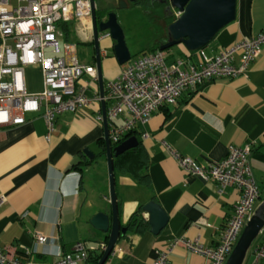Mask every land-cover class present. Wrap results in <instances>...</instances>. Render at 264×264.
Here are the masks:
<instances>
[{"label":"crops","instance_id":"obj_1","mask_svg":"<svg viewBox=\"0 0 264 264\" xmlns=\"http://www.w3.org/2000/svg\"><path fill=\"white\" fill-rule=\"evenodd\" d=\"M109 1L113 4L117 0ZM97 7L105 8V0H97ZM159 10L161 16H179L171 1ZM89 25L85 20L72 22L68 41L75 46L77 58L75 38L94 45L93 30L87 29ZM261 32H264V0H238L236 19L203 49L213 56ZM166 38L168 27L160 40ZM111 49L114 52L111 37L100 38V50L107 52L106 56L101 54L105 94L107 83L116 79L123 69L115 56L110 55ZM178 49L181 57L167 50L171 60L198 61L197 52L190 56L183 44ZM93 52V63L89 65L96 63ZM85 79L90 80L87 76ZM96 93L101 95L99 81L89 85L88 95L94 97ZM25 118L24 124L0 128V197H5L0 205V247L13 249L22 260L54 263L61 255L74 251L77 242L87 246L107 242L109 233L95 229L90 223L98 212L112 216L108 162L101 146L105 142L102 102L93 101L76 112L59 115L57 128L49 139L43 112H28ZM138 131L149 160L150 184H139L131 174L115 175L120 224L125 227L141 207L148 220L143 206L151 200L166 210L169 222L159 235H154L151 228L140 232L127 230L117 244L123 252L105 264H153L158 252L163 250L170 251V264H211L209 258L182 244L172 250L170 245L176 239L186 238L199 239L207 247L217 246L240 193L234 187L220 192L215 182L186 173L167 145L178 154L207 165L225 158L231 145L251 143L252 169L260 190L257 206L261 203L264 46L247 75L216 79L199 85L196 90L185 91L177 105L160 107ZM144 132L148 133L147 137H143ZM86 150L94 157L90 158ZM37 233L47 236L48 241L36 245ZM262 240L261 234L244 264H253L256 246Z\"/></svg>","mask_w":264,"mask_h":264},{"label":"built area","instance_id":"obj_2","mask_svg":"<svg viewBox=\"0 0 264 264\" xmlns=\"http://www.w3.org/2000/svg\"><path fill=\"white\" fill-rule=\"evenodd\" d=\"M91 15L90 0H0V128L24 124L28 112H43L49 139L57 128L59 115L76 112L93 101L105 102L109 139L112 145H118L130 133L145 127L160 107L177 105L185 91L216 79L247 75L264 46L261 32L213 56L200 49L198 61L193 62L185 58L171 60L166 50L145 52L123 65L119 76L107 83L104 96L96 93L90 97V83L99 81L96 63L89 65L78 60L75 46L64 40L59 25L88 20L87 29L92 30ZM110 37L105 32L101 39ZM59 38L64 40L63 52ZM101 54L106 56V50H100ZM35 64L42 68L44 90L33 94L26 89L25 69ZM142 135L147 137L148 133ZM167 148L186 173L215 182L220 192L228 187L239 191L240 198L217 246L207 247L199 239L186 238L170 245L172 250L182 244L209 258L211 264H225L260 199L251 163L252 144L231 145L225 158L207 165L178 154L168 145ZM4 201L5 197H0V205ZM261 234L264 236V229ZM47 241V236L35 235L36 245ZM106 247L107 242L95 246L77 242L74 251L61 255L54 263L22 260L13 249L0 247V264H85L91 252L101 253ZM122 252L116 245L107 260ZM169 252L159 251L153 264H170ZM262 259L264 240L256 246L253 264H261Z\"/></svg>","mask_w":264,"mask_h":264},{"label":"water","instance_id":"obj_3","mask_svg":"<svg viewBox=\"0 0 264 264\" xmlns=\"http://www.w3.org/2000/svg\"><path fill=\"white\" fill-rule=\"evenodd\" d=\"M92 6V30L95 50V60L101 96L104 92V79L102 58L100 55V38L104 32H109L114 41V56L120 65L126 64L132 55L127 46L122 27L118 22L116 9L127 7V2L135 4L139 0H117L115 10L107 12L106 8L97 7V0H90ZM171 6L180 12V15L168 26L167 41L160 45L159 50L165 51L169 48L183 44L188 51L197 52L205 48L215 39L216 35L228 24L233 22L237 16L238 0H170ZM109 0H105L106 6ZM101 13V19L98 14ZM103 123L105 128L106 157L108 162L110 182V203L112 216L104 212L96 213L90 223L102 232L109 233L107 247L98 264H105L113 248L127 233V227H122L119 220L117 194L115 186V174L113 157L123 154L139 144L136 136H130L117 146H113L109 139V125L107 120L106 103H102ZM85 153L93 158L94 154L89 150ZM143 211L148 213L151 232L159 235L169 222L166 210L155 200L149 201L143 206ZM264 229V199L255 209L254 214L248 220L237 244L225 264H244L248 252L254 242L259 238Z\"/></svg>","mask_w":264,"mask_h":264},{"label":"rangeland","instance_id":"obj_4","mask_svg":"<svg viewBox=\"0 0 264 264\" xmlns=\"http://www.w3.org/2000/svg\"><path fill=\"white\" fill-rule=\"evenodd\" d=\"M15 2L16 1H14V3ZM126 4L127 7L116 9L117 17L118 22L123 29L125 40L130 53L133 57H136L145 52H150V48L158 40L165 41L164 39H160L166 25L164 21L159 18V7H152L151 10L145 11L140 6H137L130 2H127ZM75 41H77V53L81 63L84 62V64H92L94 45H88L87 43L80 42L77 38H75ZM59 43L60 48L63 52L64 40L59 38ZM178 46L179 45H175L168 50H173L175 56L178 55L179 57H181L182 54L179 53ZM109 51L110 55H114L112 49ZM25 79L27 90L29 93H38L44 89L42 68L39 64L26 67ZM263 199L264 197L259 201V203Z\"/></svg>","mask_w":264,"mask_h":264},{"label":"trees","instance_id":"obj_5","mask_svg":"<svg viewBox=\"0 0 264 264\" xmlns=\"http://www.w3.org/2000/svg\"><path fill=\"white\" fill-rule=\"evenodd\" d=\"M168 2L164 5H168L170 0H167ZM135 5L140 6L145 11L151 10L152 6L150 5V2L148 0H143L140 2L135 3ZM161 7V6H160ZM159 7V8H160ZM162 20L166 22V27H168L172 22L176 20L174 16H159ZM160 19V20H161ZM60 28L64 31V38L68 41L70 33L72 32V23H60ZM165 41H157L149 51H157L159 50V47L161 44L165 43ZM69 42V41H68ZM196 52L189 51V55L192 56ZM140 132L138 130L133 131L130 133L129 136H136L139 140L138 146L127 150L123 154H120L119 156L113 157V167H114V173L115 175L118 173H124V174H131L136 181L141 185L148 186L150 184V176L148 173L149 169V160L147 157L146 149L143 145L142 138L139 134ZM128 136V137H129ZM101 146L103 150L106 152V144L105 142H101ZM116 146V144H114ZM91 161H88L90 163ZM87 163V164H88ZM118 204V202H117ZM120 205V204H118ZM120 206H118V210ZM141 210L136 211L129 219L128 223L125 227H127L128 231L136 230L137 232L146 230H150V224L149 221L143 216L142 214V207ZM102 254L93 251L87 260L86 264H98Z\"/></svg>","mask_w":264,"mask_h":264},{"label":"flooded vegetation","instance_id":"obj_6","mask_svg":"<svg viewBox=\"0 0 264 264\" xmlns=\"http://www.w3.org/2000/svg\"><path fill=\"white\" fill-rule=\"evenodd\" d=\"M140 1H143V0H139L138 2ZM150 2V5L153 7V8H156V7H162V6H166L164 4H166L168 1L167 0H148ZM137 3V2H136ZM115 6V7H114ZM117 7V1L115 3H111V1L107 4V6L105 7L107 12L111 11V10H115ZM98 17L101 19V15L100 13L98 14Z\"/></svg>","mask_w":264,"mask_h":264},{"label":"clouds","instance_id":"obj_7","mask_svg":"<svg viewBox=\"0 0 264 264\" xmlns=\"http://www.w3.org/2000/svg\"><path fill=\"white\" fill-rule=\"evenodd\" d=\"M108 32V31H107ZM105 33V32H104ZM167 51V50H166ZM114 146V145H113ZM117 146V145H116ZM115 147V146H114Z\"/></svg>","mask_w":264,"mask_h":264},{"label":"bare ground","instance_id":"obj_8","mask_svg":"<svg viewBox=\"0 0 264 264\" xmlns=\"http://www.w3.org/2000/svg\"><path fill=\"white\" fill-rule=\"evenodd\" d=\"M85 21H88V20H85Z\"/></svg>","mask_w":264,"mask_h":264}]
</instances>
